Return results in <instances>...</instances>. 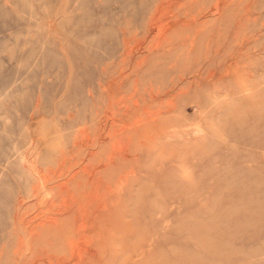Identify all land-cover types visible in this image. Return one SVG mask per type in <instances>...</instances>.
I'll use <instances>...</instances> for the list:
<instances>
[{
    "label": "rangeland",
    "instance_id": "obj_1",
    "mask_svg": "<svg viewBox=\"0 0 264 264\" xmlns=\"http://www.w3.org/2000/svg\"><path fill=\"white\" fill-rule=\"evenodd\" d=\"M0 264H264V0H0Z\"/></svg>",
    "mask_w": 264,
    "mask_h": 264
},
{
    "label": "bare ground",
    "instance_id": "obj_2",
    "mask_svg": "<svg viewBox=\"0 0 264 264\" xmlns=\"http://www.w3.org/2000/svg\"><path fill=\"white\" fill-rule=\"evenodd\" d=\"M120 78H121V77H120ZM129 110H130V109H129ZM113 153H114V152H113ZM110 156H111V155H110ZM67 176H68V175H67ZM39 180H40V179H39ZM60 184H62V183H60ZM60 184H59V185H60ZM68 184H69V183H68ZM78 204H79V203H78ZM80 204H81V202H80ZM65 207H66V206H65ZM69 208H70V207H69ZM77 208H79V205H78ZM67 209H68V208H67ZM79 209H80V208H79ZM84 209H85V208H84ZM64 211H65V210H64ZM68 212H69V211H68ZM76 212H77V209H76ZM76 212H74V213H76ZM83 212H84V211H83ZM64 213H65V212H64ZM77 213H78V212H77ZM79 213H80V211H79ZM82 214H83V213H82ZM78 215H80V214H78ZM84 215H85V214H84ZM84 215H83V216H84ZM89 215H90V214H89ZM81 218H82V217H81ZM83 218H85V217H83ZM78 219H79V218H78ZM78 219H77V220H78ZM77 220L75 219V221H77ZM88 220L90 221V219H88ZM88 220H87V221H88ZM81 222H83V221H81ZM85 222H86V221H85ZM85 222H84V223H85ZM50 223H52L53 225H55L57 222L55 223V220L52 219V220L50 221ZM78 223H79V221H78ZM76 225H77V224H76ZM79 225L81 226V224H79ZM81 227H82V226H81ZM41 229H42V228H41ZM75 229H77V228H75ZM15 253H16V252H15Z\"/></svg>",
    "mask_w": 264,
    "mask_h": 264
}]
</instances>
